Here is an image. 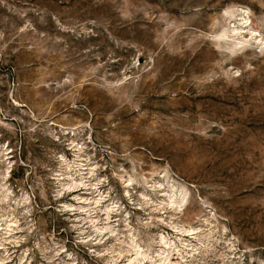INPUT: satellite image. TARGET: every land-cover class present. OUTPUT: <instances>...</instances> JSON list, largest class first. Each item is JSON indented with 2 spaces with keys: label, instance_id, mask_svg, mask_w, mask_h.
Listing matches in <instances>:
<instances>
[{
  "label": "rangeland",
  "instance_id": "1",
  "mask_svg": "<svg viewBox=\"0 0 264 264\" xmlns=\"http://www.w3.org/2000/svg\"><path fill=\"white\" fill-rule=\"evenodd\" d=\"M230 5L248 7L264 31V0H0V141L13 158L12 207L0 201V215L20 224L3 239L4 264H67L68 253L108 264L107 244L134 229L145 244L162 232L178 240L168 210L140 204L143 190L162 193L135 184L128 195L117 178L164 167L190 193L175 223L214 212L228 226L188 264H264V51L230 55L212 39ZM74 138L118 201L116 235L97 236L64 208L83 190L57 192Z\"/></svg>",
  "mask_w": 264,
  "mask_h": 264
},
{
  "label": "bare ground",
  "instance_id": "2",
  "mask_svg": "<svg viewBox=\"0 0 264 264\" xmlns=\"http://www.w3.org/2000/svg\"><path fill=\"white\" fill-rule=\"evenodd\" d=\"M251 13L248 7L242 5H230L223 10L221 14L223 23L220 24L221 21L218 20L216 25H219V29L211 35L222 50L230 55H239L254 49L264 51V31L255 26ZM71 142L70 145L73 146L75 151V158L69 160L66 154H62L59 174L56 175L61 189L57 192L61 194L66 191L83 190L84 194L75 195L78 204L65 203L64 208L76 210V217H80L84 223L90 224L97 236L113 235L118 230L115 222H113L114 220H112L114 212L119 209L118 201L106 199L109 192L102 191L103 178L98 174V162L93 161L90 154L87 153L88 151L86 152L85 143L77 141L75 138ZM11 154L10 145L6 146L0 141V162L5 165L2 172L4 182L0 183V201L7 203L9 206L12 205L11 198L13 194V190L8 184L13 168ZM136 172L116 173L118 182L123 186L124 192L129 195L131 187L135 184L142 185L150 192L160 191L162 194L159 196L162 198L152 199L147 194L149 192L143 190L140 193L142 199L140 204H151L152 201L155 202L154 205H151L153 210L163 211L164 213L168 210L171 214L167 217L170 220L167 223L175 230L179 238L175 240L169 234L162 232L145 244V241L140 238L138 232H134V229L124 239L116 237L113 243L107 244L105 249L107 255L105 256L108 264H144L147 260L154 264H188L187 258L194 256L201 248L208 249L211 247L212 239L216 242L225 239L224 236L227 235L228 226L221 223L214 212L209 211L210 213L203 220L200 216L196 224L191 222L175 223L172 220L173 216L179 212L188 213L190 193L186 185L172 178L167 167H164L160 172H152L150 179L139 174V172L136 174ZM155 174L161 176L156 177ZM28 200V195L22 198L23 202ZM151 217L153 218V216ZM157 218L159 217L157 216ZM159 219L162 222L166 221L163 216H160ZM203 222L205 223L202 224ZM152 223L151 220V222H145L143 225L149 227ZM202 226H206L208 229L203 230ZM19 227V220L14 212H6V214L0 215V251L5 247L4 240L11 237L17 239L14 234ZM191 236L196 237V244H191L189 239ZM224 244L228 247L230 253L236 248L231 237L225 240ZM67 256L69 258L66 263L74 264L73 258H71L72 253H68ZM4 261H6V258L0 257V264L2 262L3 264L6 263ZM233 261L234 258L232 259L229 256L222 259V262L227 264Z\"/></svg>",
  "mask_w": 264,
  "mask_h": 264
}]
</instances>
